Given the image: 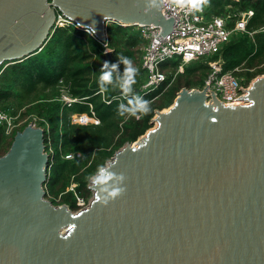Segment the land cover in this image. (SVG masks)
<instances>
[{
    "label": "water",
    "instance_id": "95a60500",
    "mask_svg": "<svg viewBox=\"0 0 264 264\" xmlns=\"http://www.w3.org/2000/svg\"><path fill=\"white\" fill-rule=\"evenodd\" d=\"M163 6L0 0V67L40 51L58 13L101 42L109 22L154 24L161 39L174 25ZM206 88L183 87L157 110L153 127L106 162L113 178L92 177L91 202L78 211L47 196L45 129L17 131L0 156V264H264V75L239 96L246 104L227 106L214 92L208 102ZM117 185L125 191L113 199Z\"/></svg>",
    "mask_w": 264,
    "mask_h": 264
},
{
    "label": "trees",
    "instance_id": "16d2710c",
    "mask_svg": "<svg viewBox=\"0 0 264 264\" xmlns=\"http://www.w3.org/2000/svg\"><path fill=\"white\" fill-rule=\"evenodd\" d=\"M205 2L209 15L223 14L228 4L232 11L254 12L247 30L235 32L214 59L221 56L226 70L242 65L244 70L240 75L247 81L264 74V0ZM107 34L108 47L113 49L107 67H102L105 43L75 25L56 28L40 51L0 67V110L19 115L21 119L32 115L41 118L39 125L45 129L46 150L50 145L54 147L48 192L55 197L61 196L55 204L67 203L73 209L77 208L74 195L68 191L72 182L78 183V192L89 196L92 193L89 183L99 167H104L127 142L137 141L153 127L156 111L169 108L183 87H202L211 70L208 61L196 60L199 63L194 67H185L184 73L174 77L178 62L163 64L162 70L168 74V79L160 88L141 97L149 100L151 111L121 116L118 106L130 107L129 100L135 103L132 94L140 93V87L146 82L142 67L145 40L135 26L115 22L108 23ZM122 57L131 59L136 72L135 82L126 93L129 96L120 102L113 97L122 90L119 85L126 67ZM104 71H110L112 79L101 91L99 77ZM62 88H67L73 97L84 99L71 107L64 106L60 100ZM71 113H87L100 122H73ZM28 124L24 123L11 135L5 134L0 127V156L9 150L16 132ZM79 152L81 155L77 156ZM67 154H74V157L66 158Z\"/></svg>",
    "mask_w": 264,
    "mask_h": 264
},
{
    "label": "built area",
    "instance_id": "2783aa9c",
    "mask_svg": "<svg viewBox=\"0 0 264 264\" xmlns=\"http://www.w3.org/2000/svg\"><path fill=\"white\" fill-rule=\"evenodd\" d=\"M163 5L165 17L170 18L172 16L174 18V25L171 32L165 34L161 39H158L157 36L162 31L160 26L154 24L135 25L139 35L145 40L142 67L147 71V79L140 87V93L132 94L135 98L139 97L141 99L142 96L155 91L166 82L168 74L162 70L163 64L178 62V67L174 72V77H176L179 73H184L187 63L201 60L204 56H215L220 54L223 46L230 41L235 32L247 30L248 22L254 15L252 10L232 11L230 4L225 6L226 8L223 14L210 15L207 12L205 3L202 4L200 9H193L189 5L180 7L176 3V0H163ZM70 25H75V23L65 18L61 13L57 14L54 29ZM76 27L78 28V26ZM103 43H105L104 46L106 47V51H113L112 48L108 47L107 41ZM175 58L178 59L174 60ZM208 64L211 70L205 77L203 86L196 87L200 90L207 87L206 93L208 102H213L214 97H216L227 106L246 104V99L239 96L248 94V90L245 89H250L253 81L247 84L245 82V80H247L246 77L240 75L244 70L242 65L236 66L231 70H226L225 60L221 56L217 59L209 60ZM61 91L60 100L64 106L71 107L74 103L84 99L73 97L69 94L67 88H62ZM213 92L215 93L214 97L212 94ZM128 96L129 94L120 93L114 96L113 99L123 102ZM111 101L112 100L107 102L110 103ZM70 119L73 122L80 123L100 122L96 116H89L87 113H71ZM40 120V117L33 116L27 118L24 122L19 115L0 110V127L7 135H11L24 123L28 122L31 125L42 127L39 125ZM46 151L49 153L50 158L48 163L49 173L52 166L51 160L53 161L54 147L50 145ZM80 155V152L77 153V156ZM65 156L66 158H73L74 154H67ZM75 184L77 185V182L70 185L68 191L73 192V201L77 207L74 211H78L87 208L92 197L78 192L76 187H74ZM45 189L48 198L54 202L56 197L49 194L47 184Z\"/></svg>",
    "mask_w": 264,
    "mask_h": 264
},
{
    "label": "clouds",
    "instance_id": "9594fccd",
    "mask_svg": "<svg viewBox=\"0 0 264 264\" xmlns=\"http://www.w3.org/2000/svg\"><path fill=\"white\" fill-rule=\"evenodd\" d=\"M176 3L180 7H184L185 5H189L193 9H200L202 7V4L205 3V0H176ZM66 14V13H65ZM69 19H73V16L68 15ZM107 19V16H105V20ZM90 30V31H89ZM85 31L88 34L94 35L95 29L93 27H86ZM123 64L126 66L124 69V78L122 79L119 87L122 89L123 93H128L131 90V85L135 82L134 73L136 72V69L132 67V61L129 57H122L121 58ZM108 62L105 61L102 64V67H107ZM113 67H116L115 64H113ZM112 79V75L110 71H104L100 74L99 81L101 86V91H104V85L106 82H110ZM255 101H251L249 105H246V107L251 106L254 104ZM128 104L130 107H126L123 104H120L118 106V111L121 116L129 115V116H136L138 113L146 114L149 111H151L150 102L147 99H140L139 97H136L135 103H133L132 100L128 101ZM113 173L109 171V169L101 166L98 169V175L94 178V183H102L107 180H110L113 178ZM119 178L123 179L124 174L120 173ZM107 190V189H105ZM125 191V187L123 185H117L112 188V191L109 192V196H111L113 199L121 195ZM99 199V197H97ZM108 203L107 197H105V204Z\"/></svg>",
    "mask_w": 264,
    "mask_h": 264
},
{
    "label": "rangeland",
    "instance_id": "374dc122",
    "mask_svg": "<svg viewBox=\"0 0 264 264\" xmlns=\"http://www.w3.org/2000/svg\"><path fill=\"white\" fill-rule=\"evenodd\" d=\"M206 3V2H205ZM135 29L138 31V29H137V27H135ZM139 33V32H138ZM178 58H175L174 60H177ZM212 59H214V56H204V57H202V59H201V61L200 62H205V61H209V60H212ZM197 63H199V61H192V62H190V63H187L186 65H185V67L186 68H188V67H194ZM145 75H146V79H147V71H145ZM262 75H264V74H260V75H258V76H262ZM258 76H256V77H258ZM256 77L255 78H253L252 80H250V81H247V80H245V82L247 83V84H249V83H251L252 81H254L255 79H256ZM196 88V87H195ZM31 117H33V115L32 116H28V117H24L22 120L25 122V120L27 119V118H31ZM154 125H155V123H154ZM2 129V128H1ZM92 179V178H91ZM73 183H75V182H73ZM72 183V184H73ZM71 184V185H72ZM90 184V183H89ZM78 186V183H77V185L75 184V186L74 187H77ZM52 196V195H51ZM53 197H55V196H53ZM89 197H92V193L89 195ZM60 198H61V196H58V197H56V200H54V201H59L60 200ZM55 203V202H54ZM58 204H67V203H58ZM67 205H69V204H67ZM70 206V205H69ZM71 208V207H70ZM71 209H73V208H71ZM73 210H76V209H73Z\"/></svg>",
    "mask_w": 264,
    "mask_h": 264
}]
</instances>
